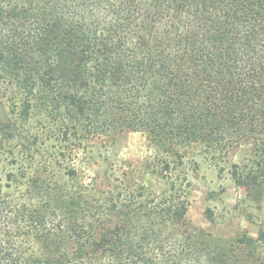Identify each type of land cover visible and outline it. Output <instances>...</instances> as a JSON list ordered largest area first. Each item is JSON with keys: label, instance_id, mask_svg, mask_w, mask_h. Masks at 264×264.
I'll return each instance as SVG.
<instances>
[{"label": "trees", "instance_id": "1", "mask_svg": "<svg viewBox=\"0 0 264 264\" xmlns=\"http://www.w3.org/2000/svg\"><path fill=\"white\" fill-rule=\"evenodd\" d=\"M134 20L140 34L130 41ZM0 27L16 32L0 37V63L13 76L4 84L0 80V98L20 90L22 114L31 106L48 113L63 109L65 135L69 128L89 134L95 129L111 136L110 144L123 132L142 131L165 155L158 159L163 171L169 170L165 157H180L182 146L202 143L206 151L225 154L240 142L253 141L258 159L247 172L235 166L231 175L237 185L262 188L264 0H0ZM157 33L166 54L156 46ZM13 59H30L36 74L21 72L24 67L14 70ZM90 79L100 85L111 81L113 99L106 110L84 96ZM30 96L37 97L36 104ZM86 106H95L90 131L82 123ZM241 125L248 128L244 134L238 133ZM40 189H27L28 199L19 204L0 186V264H172L162 253L156 261L145 253L125 252L117 236L122 227L116 223L109 228L101 221L106 226L99 238H83L91 226L83 219V196ZM34 197L32 209L25 200ZM112 206L111 214H124L116 215L119 206ZM55 209L64 214V223L45 226L46 213ZM163 211L175 225L184 224L183 206ZM146 212L144 218L154 213ZM24 223L26 229H21ZM201 235L188 234L186 244L194 250L201 239L198 248L207 249L208 237ZM258 240L236 241V248L254 247ZM234 250L222 258L238 257ZM204 257L215 261L213 255ZM175 258L185 257L180 253Z\"/></svg>", "mask_w": 264, "mask_h": 264}, {"label": "rangeland", "instance_id": "2", "mask_svg": "<svg viewBox=\"0 0 264 264\" xmlns=\"http://www.w3.org/2000/svg\"><path fill=\"white\" fill-rule=\"evenodd\" d=\"M129 29L128 37L135 41L140 34L139 22L134 20ZM9 34H16L15 29L0 27V37ZM156 36L160 39L156 46L161 45L166 54L161 34ZM14 65V70L24 67L21 72L36 74L30 59H15ZM84 71H89L86 64ZM12 77L0 63L2 84L13 80ZM11 91L12 95L0 98V186L12 199L19 198V204L24 202L22 198L28 199L25 192L29 188L68 190L75 197L78 193L83 196V219L91 225L82 234L87 240L100 237L101 227L106 226L101 223L104 221L109 228L115 223L121 225L117 236L123 239L125 252L145 253L156 261L162 260V253L172 264L185 260L188 264H264V183L256 190L237 185L231 175L235 166L247 172L258 159L253 141L240 142L225 154L206 151L202 143H191L179 148L180 157L166 156L169 170L163 171L164 165L158 159L165 155L142 131L123 132L112 144L111 136L99 134L95 129L89 134L81 128L77 133L69 128L65 135L61 124L63 109L48 113L31 106L22 114L24 95L20 90ZM113 92L110 80L100 85L90 79L84 96L99 110H106ZM29 100L37 103L36 96H30ZM92 108L95 110V106ZM94 110L86 106L84 111L82 123L88 131L91 130L88 125L94 121ZM238 131L244 134L248 128L241 125ZM260 180L264 181V177H259ZM36 200L34 197L25 202L34 209ZM77 201L74 200L75 205ZM139 202L142 204L138 205ZM113 204L119 206L116 215L120 211L124 214H111ZM73 206L70 209L75 211ZM181 206L185 208L184 224L175 225L174 218L167 217L163 210ZM131 209L129 215L127 211ZM150 209L154 213L144 218L142 214ZM63 215L56 209L46 213L45 226L63 224ZM21 229H26L25 223ZM54 231L69 237L66 231ZM195 233L201 239V234L208 237H204L207 249L198 248L201 239H196L198 247L194 250L191 243L186 244L185 237ZM258 238L261 240L254 247L236 248V241L248 244V240ZM228 248L235 249L234 255L238 257L223 259L222 255L230 252ZM180 253L185 257L183 261L175 258ZM205 255L215 256V261H207Z\"/></svg>", "mask_w": 264, "mask_h": 264}]
</instances>
